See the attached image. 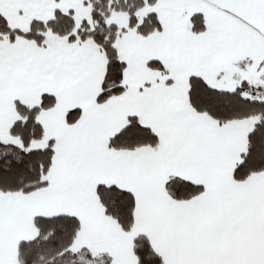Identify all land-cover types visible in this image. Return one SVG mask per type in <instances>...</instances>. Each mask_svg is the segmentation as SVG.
<instances>
[{
  "label": "snow or ice",
  "instance_id": "6c2138e0",
  "mask_svg": "<svg viewBox=\"0 0 264 264\" xmlns=\"http://www.w3.org/2000/svg\"><path fill=\"white\" fill-rule=\"evenodd\" d=\"M0 264H264V0H0Z\"/></svg>",
  "mask_w": 264,
  "mask_h": 264
}]
</instances>
